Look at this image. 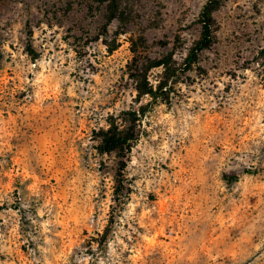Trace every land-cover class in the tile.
Listing matches in <instances>:
<instances>
[{"label":"rangeland","instance_id":"rangeland-1","mask_svg":"<svg viewBox=\"0 0 264 264\" xmlns=\"http://www.w3.org/2000/svg\"><path fill=\"white\" fill-rule=\"evenodd\" d=\"M208 1L0 0V264H264V0L191 57Z\"/></svg>","mask_w":264,"mask_h":264},{"label":"trees","instance_id":"trees-1","mask_svg":"<svg viewBox=\"0 0 264 264\" xmlns=\"http://www.w3.org/2000/svg\"><path fill=\"white\" fill-rule=\"evenodd\" d=\"M116 0H102L103 4H106L105 12L106 14L111 13V18L116 17L117 8L113 4ZM220 7V3L216 0H210L204 6L201 13V22L203 25L202 38L197 43L195 51H193L192 56H197V53H200L204 50L210 48L212 44V26H213V15L215 11ZM191 60V58H190ZM139 97L142 95L151 94L152 92H147L143 90V86L138 87ZM162 90L163 87H160ZM134 140L133 137H130L125 131L119 130L114 126H111L107 131L103 132V139L99 148V154L104 155L108 152H117L118 155L128 149L129 141ZM127 147V148H126ZM238 177L234 176L231 178V181H237ZM128 198V186L124 183L123 180H117L116 186L113 193L114 205L111 209V221L110 224L106 227L105 232L100 235L99 238H94L93 241L102 245L104 242H107L110 235L113 233V228L115 225V220L121 214L126 204Z\"/></svg>","mask_w":264,"mask_h":264}]
</instances>
